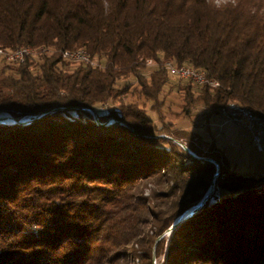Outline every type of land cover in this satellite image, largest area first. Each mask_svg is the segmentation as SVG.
<instances>
[{
  "label": "trees",
  "instance_id": "obj_1",
  "mask_svg": "<svg viewBox=\"0 0 264 264\" xmlns=\"http://www.w3.org/2000/svg\"><path fill=\"white\" fill-rule=\"evenodd\" d=\"M21 46L36 52L0 57V114L32 119L0 123V264H264L259 178L172 119L228 101L264 118V0H0V48ZM79 49L92 62L61 55ZM148 59L219 86L177 77L173 110ZM210 159L215 202L165 233L209 189Z\"/></svg>",
  "mask_w": 264,
  "mask_h": 264
},
{
  "label": "rangeland",
  "instance_id": "obj_2",
  "mask_svg": "<svg viewBox=\"0 0 264 264\" xmlns=\"http://www.w3.org/2000/svg\"><path fill=\"white\" fill-rule=\"evenodd\" d=\"M208 1L213 4H221L225 2L236 3V0ZM169 79L170 81L165 88L170 92L167 96V100L173 110H177L179 108L180 94L174 89L172 90L168 87L177 82L178 78L170 75ZM108 107L109 105H104L103 108L107 110ZM204 111L205 110L202 108H197L194 110V115L191 117H178V119H172H174L173 121L179 127L198 131L202 137L200 144L204 149H207L208 143L214 140L216 145L224 151L235 172L257 178L261 177L264 174V150H258L252 132L233 122H226L221 112L210 114L209 117L206 118ZM194 123L198 124L195 125ZM263 132L260 139L264 149ZM191 153L193 152L191 151ZM193 155L196 157L195 153H193ZM151 188L158 191L160 187L148 184V188L145 189L144 194L148 195ZM161 188L165 189L163 186ZM214 201L215 199L211 198L210 202L213 203Z\"/></svg>",
  "mask_w": 264,
  "mask_h": 264
},
{
  "label": "bare ground",
  "instance_id": "obj_3",
  "mask_svg": "<svg viewBox=\"0 0 264 264\" xmlns=\"http://www.w3.org/2000/svg\"><path fill=\"white\" fill-rule=\"evenodd\" d=\"M21 48L22 52H27V53H35L36 50L29 47V46H21L18 47ZM16 49H4V48H0V55H12V53H14ZM47 51V50H46ZM85 52V56L81 57V62L83 63H87V62H92L89 53L87 52V50L85 49H79V50H63L61 52V55L63 53H67V60H71L74 62H80V56H78V54L80 53H84ZM26 55H17L14 56V62H22L25 59ZM7 62H12V61H7ZM165 64L169 65V69L171 70H179V69H183V66H179L171 61H162ZM161 64V62H155L152 59H148L146 61V65L147 66H159ZM185 66V65H184ZM188 68H191V72L197 76H204V80H193L194 83L199 84V85H209L212 88H216L219 86V83L213 79H210L207 74L202 71V70H198L195 69L191 66H185ZM229 102V108L232 110H242L244 115L251 117L252 119H254V121H256L257 123H264V118H262L261 116H259L257 113H254L253 111H251L249 108H247L246 106L240 105L237 102L234 101H228ZM5 118V117H4ZM5 120H11L10 117L7 116V118H5ZM257 188L260 189H264V186H257Z\"/></svg>",
  "mask_w": 264,
  "mask_h": 264
},
{
  "label": "built area",
  "instance_id": "obj_4",
  "mask_svg": "<svg viewBox=\"0 0 264 264\" xmlns=\"http://www.w3.org/2000/svg\"><path fill=\"white\" fill-rule=\"evenodd\" d=\"M31 53L22 52L21 48H18L17 50L12 53V55H0V57H3L6 61H12L14 62V56L17 55H29ZM80 56V62L81 57L85 56L84 53L78 54ZM62 57L67 59V53H63ZM162 68H165L168 70V72L176 77H179L181 79H188L193 82V80H204V76H197L191 72V68L183 66V69L179 70H171L169 69V65L165 64L164 62H161L159 65ZM220 112L224 116V119L226 122H233L237 124L238 126L247 129L252 132L253 138L255 140V143L257 145V148L259 150L262 149V146L260 144V136L264 129V123H257L249 116L244 115L242 110H232L229 108V102H227L224 106L221 107ZM257 186H264V180L260 181Z\"/></svg>",
  "mask_w": 264,
  "mask_h": 264
},
{
  "label": "water",
  "instance_id": "obj_5",
  "mask_svg": "<svg viewBox=\"0 0 264 264\" xmlns=\"http://www.w3.org/2000/svg\"><path fill=\"white\" fill-rule=\"evenodd\" d=\"M88 111L93 115V117L95 119H97L96 114L94 113L93 110L88 109ZM10 117L11 120H5V118ZM39 115H35L34 117H38ZM5 117V118H4ZM263 118V117H262ZM31 117H23L21 119H17L12 117L11 115L8 114H0V123H4V124H13V123H29L31 121ZM114 122V119L110 118L106 123H111ZM264 131V129H263ZM262 131V132H263ZM262 135V133H261ZM261 137V136H260ZM180 146H182L185 150H187L191 155H193V153H191V151L180 141H176ZM260 144H261V139H260ZM257 146V145H256ZM262 146V144H261ZM259 150V149H258ZM263 150V146L262 149L260 151ZM194 156V155H193ZM197 157V156H196ZM210 161L212 163L215 164L216 166V173L214 175V179L212 180V183L209 187V189L207 190V192L204 194V196L193 206L189 207L188 209H186L185 211H183L172 223V225L165 231V233H169L174 227H176L180 222H182L183 220L187 219L188 217H190L197 209H199L205 202L207 199H209V203L211 204L210 200L211 198H214V196H210V193L212 191H214V185H215V177L217 176V173L219 171V165L212 159H210ZM264 180L263 178H259V181L255 184V188H257V185L259 184L260 181ZM217 195V194H216ZM215 199V198H214ZM216 200V199H215ZM215 202V201H214Z\"/></svg>",
  "mask_w": 264,
  "mask_h": 264
},
{
  "label": "crops",
  "instance_id": "obj_6",
  "mask_svg": "<svg viewBox=\"0 0 264 264\" xmlns=\"http://www.w3.org/2000/svg\"><path fill=\"white\" fill-rule=\"evenodd\" d=\"M264 133V132H263ZM264 150V149H263ZM264 177V174L261 176V177H258V178H263Z\"/></svg>",
  "mask_w": 264,
  "mask_h": 264
}]
</instances>
